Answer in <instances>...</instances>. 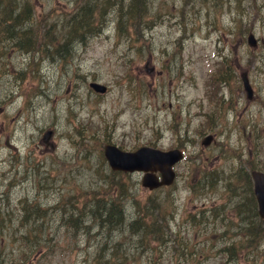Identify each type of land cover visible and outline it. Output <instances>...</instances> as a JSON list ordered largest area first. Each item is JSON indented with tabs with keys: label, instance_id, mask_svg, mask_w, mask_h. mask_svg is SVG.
Wrapping results in <instances>:
<instances>
[{
	"label": "rangeland",
	"instance_id": "1",
	"mask_svg": "<svg viewBox=\"0 0 264 264\" xmlns=\"http://www.w3.org/2000/svg\"><path fill=\"white\" fill-rule=\"evenodd\" d=\"M15 1H29L32 20L23 29L46 41L28 53L0 31V213H8L0 264H95L108 239L75 229L67 214L92 210L94 192L108 197L110 181L129 194L121 231L108 237H123L122 248L138 245L128 231L138 207L158 200L165 213L174 209L172 234L185 232L188 249L198 250L201 261L190 264H224L215 249L231 242L239 247L233 264H264V239L254 250L248 236V249H240L245 222L237 214L251 191L248 175L240 177L253 168L264 172V0ZM131 1L139 15L125 23ZM86 5L100 14L96 31L64 45L66 22ZM219 61L228 75L216 82ZM91 81L107 92H93ZM46 130L52 135L45 143ZM106 143L127 151L179 148L184 159L171 187L148 192L140 173L107 178ZM24 205L45 219L21 226ZM23 231L45 243L29 260L12 240ZM150 252L142 249L140 264H148Z\"/></svg>",
	"mask_w": 264,
	"mask_h": 264
},
{
	"label": "trees",
	"instance_id": "2",
	"mask_svg": "<svg viewBox=\"0 0 264 264\" xmlns=\"http://www.w3.org/2000/svg\"><path fill=\"white\" fill-rule=\"evenodd\" d=\"M17 4L18 3L15 0L14 2L10 0L5 2L0 1V25L3 26V29L0 31H5L7 37L11 40H14L15 48L17 47L18 49L20 48L31 52L35 47H40L42 41H46V36L40 37L39 35H33L29 30L30 28L23 29L24 26H26L32 20V18L30 17L31 14H29L32 12V10L29 1L21 3V6H17ZM136 5L137 3L135 1H131L125 23H127L128 21H132V19L138 17L139 13L137 14L134 7ZM91 7L93 9H91ZM134 12H136V14H134ZM99 16L100 14L98 13L97 8H94L90 5H86L77 9L74 16L66 22L65 27L67 28V31L63 35L64 45L74 40L81 41L85 33L90 34L95 32L97 29V22H95V19H98ZM120 23L121 20L118 23V30L122 27ZM50 39L52 40L53 38ZM24 40H27V43H25L26 46H24V44L20 46V42ZM221 64L222 61L217 62L216 73L214 77V80L216 82L217 80H224V77L228 75V72H222L224 70V66L220 67ZM115 175L116 174L114 172H111V174H109L107 178L112 179ZM246 175L247 172L243 177H240V179L242 181L245 180ZM115 182L123 184L121 183L122 181ZM107 184L109 186L108 197L103 193L94 192V199L92 201L96 204V208L99 203H105L107 201L114 202L117 201L120 197L121 193L119 191L112 198L113 195H111L109 191L111 190L113 182L110 181L107 182ZM96 195H101V198L96 197ZM157 201L158 200L151 201L149 206L147 204H144V207H138L139 214L133 219L132 222L129 223L128 231H131L132 235H134V233L137 231L142 233L141 238L137 240L138 245L135 248H122L121 241H123L122 239H124L122 237L116 244L114 243V245L111 246V250L107 253L103 252L101 247L98 251L99 253L96 256L95 264H140L141 251L144 248H148L149 250H151V252L149 253L150 260L148 261L152 262L153 264H164V261H166L167 264H172L170 260L171 257L173 259H176H174L175 264H190L191 262L197 263L201 261V259L199 260V258H196V253L198 250H194L191 248L188 249V243L183 240L184 236L179 233H176L174 235L167 234L168 224L175 218L174 209H172L170 212L165 213L164 208L166 202L162 201L161 203ZM243 206L244 213L237 210V214H239L240 220L245 222V226L243 227L245 243L240 246V249H248V236H251L255 241L253 244V249L255 250L261 243L260 241L264 239V229L262 231V228L260 227V225L264 222L257 217L256 204L251 192L249 198L247 199V202H244ZM93 208L94 207H92V209ZM103 214L104 213H101V215ZM37 215V219L39 217H43L44 212L43 214L40 213ZM117 216L118 214H116L115 212L109 211L107 212L106 219L104 220L113 222L117 219ZM119 216V220L121 221V223H123L125 220L124 212L120 213ZM30 220L35 221L32 219ZM0 221H3L2 217L0 218ZM27 222H29V219L26 218L25 215L22 219L19 220V224L21 226H24ZM70 223L72 226H74L75 229L78 228L76 223L71 221ZM30 230H35V226H33V228H30ZM225 234V232L219 233V235ZM171 239L175 243V245L173 246V251L159 248L162 244L171 241ZM12 240L17 243V247H19L20 252H22L23 254V259L25 260H29L33 254H38L37 252L40 251L39 246L45 244L37 240V236H32L30 231H28L27 233H24L23 231L19 236H16V234H14V238ZM152 243H154V247L151 246ZM238 249L239 247L233 246L231 242L229 244H224L219 248H216L215 253L216 256L220 255L223 257V259H225L224 264H233L234 262H238L239 257L236 254ZM169 251H171L172 256L168 255ZM137 253H139V255ZM182 258L185 260L184 263L179 262Z\"/></svg>",
	"mask_w": 264,
	"mask_h": 264
},
{
	"label": "water",
	"instance_id": "3",
	"mask_svg": "<svg viewBox=\"0 0 264 264\" xmlns=\"http://www.w3.org/2000/svg\"><path fill=\"white\" fill-rule=\"evenodd\" d=\"M249 45H255L256 41L252 34L247 38ZM243 87L247 93V97L252 95V89L249 85L246 74L241 75ZM89 87L95 92L104 93L106 87L97 82H90ZM49 131L44 134L46 141L50 136ZM211 136L203 139L202 144L208 145ZM104 157L114 171L122 172H142V185L148 189L157 188L161 185H169L173 182L175 173L172 166L182 158V152L178 149L161 151L152 147L142 146L134 151H123L112 144H106L103 149ZM159 176H156V172ZM253 192L257 201V213L261 219H264V173L252 170L250 172Z\"/></svg>",
	"mask_w": 264,
	"mask_h": 264
},
{
	"label": "bare ground",
	"instance_id": "4",
	"mask_svg": "<svg viewBox=\"0 0 264 264\" xmlns=\"http://www.w3.org/2000/svg\"><path fill=\"white\" fill-rule=\"evenodd\" d=\"M91 9L93 8L91 7ZM25 43H27V40L20 42V46H22V44L26 46ZM66 48L68 47H65L62 50H60V53L64 52ZM8 99H12L11 96H9ZM128 195H129L128 193H123V194H120L121 198L118 199L117 201H114V202L107 201L105 203H99L97 208L94 206L96 210L93 208L94 210L93 209L89 211L82 210L78 212L72 207L68 210L67 221L76 223L77 226L81 230L87 229L89 234L93 236V238H97V237L102 238L101 236H103V238H107L108 240L102 245V251L107 253L111 250V246L114 245V243L115 244L117 243L108 237L111 236L112 233H115V231L117 232L121 231L122 227H121V221L119 220V217H120L119 214L124 211L123 206L127 202ZM4 203H5V199L4 198L0 199V206ZM23 210H24L25 217L28 218L29 221L30 219L32 220L37 219L38 215L35 212L29 210L26 205L23 206ZM109 211H112L118 214L117 219L115 218L116 220L113 222L104 220L106 219L107 212ZM101 213H104V214L101 215ZM7 215L8 213L7 214L0 213V218L2 217L3 221H5V216ZM38 219H42V217H39ZM3 221H0V226L2 227L4 226L3 224L5 223V222L3 223ZM93 228H95V230H93V232L90 233ZM134 234L137 236V240H139L142 236V233L139 231L135 232ZM110 241L112 243H110ZM164 245L169 250L173 248L175 243L173 240H171V241L166 242ZM179 262L184 263L185 260L182 258ZM149 263L150 262H148V264Z\"/></svg>",
	"mask_w": 264,
	"mask_h": 264
}]
</instances>
